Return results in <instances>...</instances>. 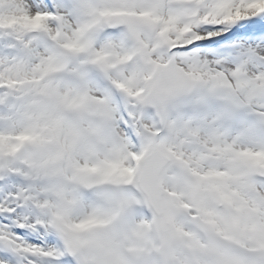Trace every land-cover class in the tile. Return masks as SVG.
<instances>
[{
    "label": "snow or ice",
    "instance_id": "snow-or-ice-1",
    "mask_svg": "<svg viewBox=\"0 0 264 264\" xmlns=\"http://www.w3.org/2000/svg\"><path fill=\"white\" fill-rule=\"evenodd\" d=\"M0 264H264V0H0Z\"/></svg>",
    "mask_w": 264,
    "mask_h": 264
}]
</instances>
